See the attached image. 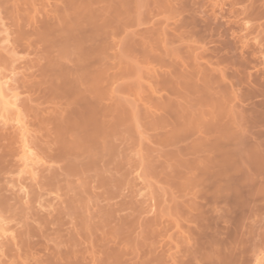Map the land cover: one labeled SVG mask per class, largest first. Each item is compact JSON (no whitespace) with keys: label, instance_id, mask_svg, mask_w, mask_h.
<instances>
[{"label":"rangeland","instance_id":"rangeland-1","mask_svg":"<svg viewBox=\"0 0 264 264\" xmlns=\"http://www.w3.org/2000/svg\"><path fill=\"white\" fill-rule=\"evenodd\" d=\"M55 1L29 12L0 0V74L48 165L24 180V198L19 138L0 123V221L13 228L0 237V264H264L263 33L240 46L244 21L227 24L241 16L227 18L226 0ZM254 2L261 18L247 26L264 22V0ZM48 14L55 34L103 27L87 68H105L104 98L76 80V59L46 71L45 40L57 36L36 31Z\"/></svg>","mask_w":264,"mask_h":264},{"label":"bare ground","instance_id":"bare-ground-1","mask_svg":"<svg viewBox=\"0 0 264 264\" xmlns=\"http://www.w3.org/2000/svg\"><path fill=\"white\" fill-rule=\"evenodd\" d=\"M39 1V0H38ZM41 1H43V0H41ZM57 1L58 0H56L55 2L57 3ZM66 1V0H65ZM65 1L63 0V5L65 4ZM75 1V0H74ZM90 1H92V0H90ZM93 1H95V0H93ZM143 1V0H142ZM145 1V0H144ZM143 1V2H144ZM152 1V4H153V0H151ZM157 4H158V6L160 7H162L163 5H165L166 7H168L169 6V1H166V0H163V2H161L160 0H154ZM13 2H16V3H14V5H16V6H14L16 9L18 8V4L19 5H22V7L23 6H25L26 7V9L28 10L29 9V12H30V10L31 9H34L35 10V5L36 4H38V3H36L35 4V2H34V0H13ZM47 2V1H46ZM60 2V1H59ZM61 2H62V0H61ZM149 2V1H148ZM165 2V3H164ZM216 3H218V1H215ZM69 3H73V0H72V2H71V0H69ZM68 3V0H67V3L65 4V5H67V4H69ZM146 4H147V1L145 2ZM225 3H228L229 4V9H228V16H227V18L229 19V18H233V19H236L238 16H241V18H238L237 20H229L228 21V25L229 26H231L232 24L234 25V23L235 22H238L239 20H241V21H244V22H238V26L240 27V30H246V32H245V34H243V35H236L235 34V41H236V38H237V40L239 41V42H241V44L242 45H240V46H243L244 47V45H243V43H242V40H243V38H245L248 34H250V32L251 31H255L256 32V30L257 29H259V30H257V32H261V33H263V35L261 34V37H260V39H261V41L263 40L264 41V22L263 23H261L260 22V24L259 23H257V24H252V25H249V26H247V24H248V22L249 21H252V20H256L257 18H261V14H260V9L256 6V4H255V2H254V0H226V2H222L221 4H220V2H219V4H220V6H219V9H222L223 8V5L225 4ZM240 3H245V4H243L242 5V7L240 8V9H235L233 6H235V5H238V4H240ZM49 4V3H48ZM60 4V3H59ZM194 4V3H193ZM50 5V4H49ZM55 5V9L54 8H52V11H54V12H57L58 11V9L56 10V4H53V6ZM214 5V4H213ZM157 6V7H158ZM49 7H52V5H50ZM159 7H158V9H159ZM160 7V8H161ZM164 7V6H163ZM162 7V8H163ZM165 7V8H166ZM257 7V8H256ZM20 8H21V6H20ZM37 8V7H36ZM156 8V7H155ZM171 8V7H170ZM173 8V7H172ZM184 8V7H183ZM25 9V8H24ZM168 9V8H167ZM258 9H259V11H258ZM22 10V9H21ZM38 10V8L36 9V11ZM49 10H50V8H49ZM164 10V9H163ZM181 10H183V9H181ZM32 11V10H31ZM46 11H48V10H46ZM170 11H171V9H170ZM212 11L214 12V10L212 9ZM27 12V11H26ZM39 13V12H38ZM48 13H50V12H48ZM46 14H47V12H46ZM53 14V13H52ZM56 15V14H55ZM218 15V14H217ZM51 16V15H50ZM50 16H49V14L48 15H44V19H43V21L41 20V22H40V20H39V22H40V24H42V26L40 27V26H38L37 27V31H36V29L35 30H33L35 27H33V33H35V31H36V34L38 33V31L40 30V32L37 34V35H39V36H42L43 38H44V36L45 37H48L49 35H50V32L53 30V29H55V32H56V28L54 27V23L53 24H51V22H52V20H51V22H50ZM57 16V18H58V15H56ZM33 18H35V16L33 17ZM259 18V19H260ZM25 19V18H24ZM37 19V18H36ZM53 19H54V17H53ZM259 19H257V20H259ZM28 20H30V19H28ZM28 20H27V22H28ZM34 21V20H33ZM35 22H38V21H34L33 23H35ZM39 22H38V24H39ZM193 23V22H192ZM5 24V23H4ZM231 24V25H230ZM29 25V24H28ZM258 25V26H257ZM71 26H73V25H71ZM187 26V25H186ZM255 26V27H254ZM2 27V26H1ZM5 27H6V24H5ZM4 27V28H5ZM52 27H53V29H52ZM105 27V26H104ZM256 27H257V29H256ZM260 27V28H259ZM7 28H8V26H7ZM62 28V27H61ZM70 28V27H69ZM67 29L66 28V30L64 31V32H61V29H58V30H60L59 32L61 33V35H60V33H58V31H57V33L55 34V32H54V30H53V32H51V34H53V37H56L57 36V38H54V39H52L51 40V42H50V40H48V42H47V40H45V42L47 43V46H46V48H48L49 50L51 49V53L50 52H47V50H46V52H45V56H46V53H50V55H48V56H46L47 58H45V56H44V58L43 59H47L48 60V58L49 57H52L53 59V61H51V58H49V60L45 63V68H46V64H48V67L47 68H49L48 70L49 71H52V69H55L56 70V68H57V70L59 71H61V73L63 74V71H62V69H64L63 68V64L61 63V60H62V58L63 59H66V58H71L72 60H73V62H74V60H75V62L76 63H74V65L76 64V70L75 71H73V73L74 72H76L78 69H79V71H77V73L79 72V74H75L76 75V80H78V81H80L79 83H80V85L81 84H85V86L88 84V81H89V87H90V85L91 86H93L92 88H91V92H94V91H92V89L94 88L95 89V92L93 93L94 95H96L97 93H98V95L100 96V98H104V95H103V93L105 92L106 93V90H107V88H106V86H108V84H107V81H105V80H108V78H107V76H106V78L104 77V73H105V68H103V71H102V69H101V71H100V68H98L99 69V73L101 74H99L97 71H98V69H97V67H96V72L94 73V70L92 71L93 72V74H96V73H98L100 76H101V78H103L102 80H101V78H100V76L97 74V76H99V78H96V76H95V78L93 77V76H91L90 77V75L92 74L91 73V71H89V69L90 68H92L91 67V65H90V62H91V64H92V62H93V66H95V61L96 60H98L99 59V56H97V55H99L100 53H101V49H102V47H103V44H102V42H101V45H102V47H101V45H100V42L98 43L97 41H95V34H96V36L99 34L98 33V31H100V30H103V27L101 26V27H95L94 29H92V30H94V32H92V30H90L91 31V33H90V31L89 32H86L87 34H85V31L87 30L86 28V30H83V35H81L82 34V29H84L83 27H82V24L80 25V23H79V25L77 24V23H75V27L73 26V29L72 30H70V29ZM75 28H76V30H77V32H76V30H75ZM79 28H81L80 29V32L78 31L79 30ZM91 28H93V27H91ZM182 28V27H181ZM184 28V27H183ZM65 29V28H64ZM9 30V29H8ZM8 30H7V32H8ZM75 30V31H74ZM1 31H2V29H1ZM62 31H63V29H62ZM88 31V30H87ZM236 31V30H235ZM235 31H232V34L231 35H234V33H235ZM253 31V32H254ZM7 32H6V36L5 37H3V35H2V37H1V39H3V41L5 40V41H9L10 40V38H8V34H7ZM11 32V31H10ZM95 32H97V33H95ZM102 32V34L104 35L105 34V32L104 31H101ZM11 33H13V31L11 32ZM21 33H23V32H21ZM93 33H94V35H93ZM47 34H48V36H47ZM56 36H55V35ZM59 34V35H58ZM238 34V33H237ZM88 35H89V38H87L88 37ZM100 35H101V33H100ZM107 35V34H106ZM106 35H105V38H106ZM259 35V34H258ZM60 36V37H59ZM91 36H93L92 38H94V40H92V39H90L91 38ZM257 36V35H256ZM256 36H255V38H256ZM97 37H99V35L97 36ZM97 37H96V39H97ZM88 39V40H86V39ZM105 38H102V39H105ZM56 40H57V42H56ZM91 40H92V42H91ZM54 41H55V43H56V45H55V43H54ZM87 41V42H86ZM88 41L90 42V43H92V45H90L89 43H88ZM94 41H95V43H94ZM98 41H99V39H98ZM105 41V40H104ZM10 42H11V40H10ZM100 45H98L97 43ZM3 43V42H2ZM52 43V44H51ZM87 43V44H86ZM3 44H5V43H3ZM6 44H8V43H6ZM6 44H5V46H6ZM49 44H51V45H49ZM87 45V47H86V45ZM94 44H95V47L97 48V47H99V49L97 50V52H98V54L96 55V51H95V54H94V56L96 55V58L93 56V51L95 50V47L93 48V46H94ZM245 44V43H244ZM259 45L260 44V41H259V43H258V41L256 42V44L255 45ZM97 45V46H96ZM254 45V44H253ZM28 46V45H27ZM261 46H263L264 47V43L261 45ZM8 47V46H7ZM84 47H85V53H84ZM90 47V48H89ZM100 47H101V49H100ZM243 47H241L242 49L241 50H243ZM1 48H3L4 49V47L3 46H1ZM91 48H93V51L91 50ZM13 49V48H12ZM54 49V50H53ZM201 49H202V47H201ZM203 49H204V47H203ZM205 49H206V47H205ZM14 50V49H13ZM87 50H88V52H87ZM90 50H91V54H92V56H91V54L89 53L90 52ZM235 50H236V48H235ZM252 50V53L254 54V53H257V52H261L262 53V49H260V47L259 48H253V49H251ZM54 51H57V52H55L54 54H53V52ZM72 52V54H73V52H74V54H73V56L72 55H70V53ZM242 52V51H241ZM202 53V52H201ZM204 53H205V51H204ZM211 53V52H210ZM243 53V52H242ZM241 53V54H242ZM60 57V58H58V56ZM213 54H215V53H213ZM213 54H212V56H213ZM53 55V56H52ZM67 55H68V57H67ZM90 57H89V56ZM208 55H211V54H208ZM255 55V54H254ZM42 56V55H41ZM57 56V57H56ZM63 56V57H62ZM65 56V57H64ZM70 56V57H69ZM216 56V55H215ZM214 56V57H215ZM56 57V58H55ZM73 57H74V59H73ZM76 57V58H75ZM91 57L93 58V59H91ZM40 58V57H39ZM54 58H55V60H56V62L54 61ZM88 58H89V60H88ZM206 57H204L203 59H205ZM208 58V57H207ZM15 59V58H14ZM58 59V60H57ZM60 59V60H59ZM70 59V60H71ZM216 59V58H215ZM219 60H220V58H218ZM231 59H233V58H231ZM237 58H234V60H232V64L233 63H238L239 65H241L242 64V61L241 60H239V59H237ZM240 59H242V56L240 57ZM71 60V61H72ZM78 60V61H77ZM206 60V59H205ZM213 60V59H212ZM223 60V58L221 59V61ZM235 60H236V62H235ZM14 61V60H13ZM49 61H51V62H49ZM79 61H81V63L83 62V64H84V66H85V64H87L86 65V68L87 67H89V69H88V71L87 70H85L86 68L84 67V68H82L83 67V64H82V67H78V65L77 64H79V66L81 65V63L79 62ZM85 61H86V63H85ZM88 61V62H87ZM90 61V62H89ZM100 61V60H99ZM99 61H98V63H96V64H100L99 63ZM248 61H249V59H248ZM219 62V61H218ZM243 62H246V61H243ZM220 63V62H219ZM62 66H61V65ZM88 64H89V66H88ZM210 64V63H209ZM211 64H212V62H211ZM215 64H216V62H215ZM50 65H52V69L50 70V68L51 67H49ZM59 65V66H58ZM246 65V64H245ZM62 68H61V67ZM233 66V65H232ZM235 67L237 66V65H234ZM243 66V65H242ZM58 67H60V69H58ZM101 67H104V66H101ZM44 68V66H43V69H45ZM47 68H46V71H48L47 70ZM244 68V67H243ZM242 68V69H243ZM74 69V68H73ZM82 71H81V70ZM93 69H94V67H93ZM215 69V68H214ZM213 69V70H214ZM57 71V72H58ZM60 71L58 72V73H60ZM220 71V70H219ZM237 71V70H236ZM240 71L241 70H238V72H239V74H240ZM56 72V71H55ZM57 72H56V74H57ZM80 72H82V74H81V76L82 77H80L79 75H80ZM223 72V71H222ZM85 73V74H84ZM91 73V74H90ZM235 73H237V72H235ZM6 74V73H5ZM12 74H13V72H12ZM44 74H47V73H44ZM92 74V75H93ZM238 74V73H237ZM238 74V75H239ZM102 75H103V77H102ZM8 76H9V78H8ZM12 76V75H11ZM78 76H79V78H80V80H79V78H78ZM237 76V75H236ZM237 77H239V76H237ZM11 77H10V75H2V73L0 74V123H2L3 125H8V127L10 128V126L11 127H13V129H15V131H16V134H17V136H18V138H19V153L18 154H20L19 155V163L20 164H18V165H20L18 168H19V170H18V168H17V170H18V174H19V178L16 176V179H19V180H21V177H23V180H21V181H18L19 182V184H18V189L17 190H20L22 193H23V195H24V198H28V194H29V190L27 189V187H26V185H28L26 182H24V180H27V179H31V180H34V179H36L37 180V178H39V177H37L38 176V174L40 173V172H38V170H39V168H40V166L43 164L44 165V163H43V159H42V155L40 154H38V152L36 151H34L35 150V146L33 145V143L32 142H30L31 140H30V129L31 128H29V125L27 124V120H25L24 118H26V116H25V114L22 112L23 110H22V107H21V103H19V101H18V92L16 93L15 91H13L14 90V87H12L11 86V84L9 85V79H10ZM82 78V79H81ZM83 78H84V80H83ZM92 78V79H91ZM105 78V79H104ZM12 79V78H11ZM85 80H87V84H86V82H85ZM238 80H241L240 78H237V83H240V82H238ZM82 81L84 82V83H82ZM104 83V86H105V88H103V83ZM242 82V81H241ZM101 83H102V85H101ZM107 85H106V84ZM235 83V82H234ZM252 84H254V82H252ZM232 85H233V83H232ZM255 85H256V83H255ZM88 86V85H87ZM86 86V87H87ZM16 89V88H15ZM87 89H90V88H88L87 87ZM103 89H104V91H103ZM255 89V88H254ZM254 89H252V91H254ZM262 89H260V91H261ZM97 91V92H96ZM256 91H257V89H256ZM263 91V90H262ZM89 92H90V90H89ZM108 92V91H107ZM264 92V91H263ZM248 93H250V92H248ZM248 93H246V95H249ZM252 93H254L255 94V92H251V94ZM92 94V93H91ZM258 93L256 92V94L255 95H253V96H256ZM261 94H262V92H261ZM244 95V94H243ZM99 96H97L98 97V100H99ZM96 97V96H95ZM95 103V102H94ZM93 103V104H94ZM93 104H91V105H93ZM92 108H94V105H93V107ZM23 113V114H22ZM261 115V112H260V114H259V116ZM263 117V116H262ZM9 124H10V126H9ZM1 125V124H0ZM46 162H45V167H46ZM48 166V165H47ZM41 169V168H40ZM38 173V174H37ZM37 177V178H36ZM138 178H139V176H137ZM31 182V181H30ZM35 182V181H34ZM26 183V184H25ZM20 192V193H21ZM23 199V198H22ZM25 200V199H24ZM40 203V202H39ZM152 204V203H151ZM153 205V204H152ZM43 207H44V205H43ZM150 210V209H149ZM1 218V217H0ZM2 221H3V219H1ZM5 222V221H4ZM8 224V223H7ZM6 225V224H5ZM4 224H3V222H1L0 221V237H10L9 235H10V233H11V239L13 238V236H12V232H13V228H12V231H10L9 230V224H8V226L6 225L5 226ZM14 235V234H13ZM10 239V240H11ZM1 252V251H0ZM263 254V253H262ZM263 256V255H262ZM262 256L260 257H257V255L255 256V258H258V260L256 259V261L257 262H259V264H260V258H262ZM1 263V262H0Z\"/></svg>","mask_w":264,"mask_h":264}]
</instances>
